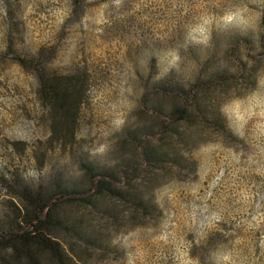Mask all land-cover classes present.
I'll list each match as a JSON object with an SVG mask.
<instances>
[{
  "label": "rangeland",
  "instance_id": "obj_1",
  "mask_svg": "<svg viewBox=\"0 0 264 264\" xmlns=\"http://www.w3.org/2000/svg\"><path fill=\"white\" fill-rule=\"evenodd\" d=\"M263 14L264 0H0V171L49 179L54 167L60 178L78 179L89 156L126 182L120 171L132 172V142L124 137L137 103L131 59L153 58L156 78L169 73L171 82L203 89L228 125L223 132L201 124L195 145L175 146L192 170L154 167L157 220L111 231L120 252L92 251L86 264H264ZM47 49L55 54L48 69L78 66L90 77L73 135L52 132L36 78L17 59ZM212 74L224 79L201 85ZM7 197L0 186V204Z\"/></svg>",
  "mask_w": 264,
  "mask_h": 264
},
{
  "label": "trees",
  "instance_id": "obj_2",
  "mask_svg": "<svg viewBox=\"0 0 264 264\" xmlns=\"http://www.w3.org/2000/svg\"><path fill=\"white\" fill-rule=\"evenodd\" d=\"M54 55L47 49L30 59H17L36 78L38 103L43 107L41 117L50 114L52 132L56 137H65L74 134L79 109L91 83L85 70L78 66L66 73L48 69L47 64ZM129 71L132 72L131 86L132 81L136 84L134 99L137 103L133 107L132 126L124 137L132 142V161H127V166L132 165V172L120 171V176L127 178L123 182L126 185L122 186L116 169L107 170L98 157H82L78 163L82 176L78 179L64 180L58 169L50 167L49 179L39 177L45 180L44 184L21 174L24 172L18 167L11 171L2 169L0 186L8 195L0 204L2 264H86L92 251L118 254L120 249L113 247L111 231H118L131 222L157 220L161 214L153 194L155 180L151 173L154 167L173 162L179 171L192 170L191 162L184 164V158H178L175 146L185 149L195 145L202 138L201 124L227 132L226 119L213 107L215 99L203 89L194 84L187 88V85L171 82L169 73L156 78L153 58L145 57L133 64L131 59ZM215 79L224 78L212 74L201 85L209 86ZM170 96L175 100L170 101ZM46 110L48 114L44 115ZM154 138L159 139L158 144L151 142ZM140 164L150 168L140 170ZM106 194L111 199L116 198L121 206L116 208L110 207L107 201L103 203ZM73 201H83L82 206L90 208L79 211V204ZM120 213L127 214V218ZM66 240L69 250L64 245ZM214 240L210 237L200 242L198 250L201 253L208 250Z\"/></svg>",
  "mask_w": 264,
  "mask_h": 264
}]
</instances>
